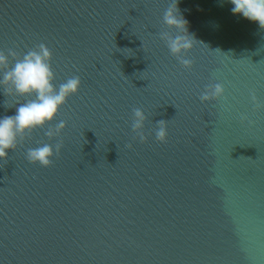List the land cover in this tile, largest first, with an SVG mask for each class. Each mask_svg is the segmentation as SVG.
<instances>
[{
  "label": "water",
  "instance_id": "1",
  "mask_svg": "<svg viewBox=\"0 0 264 264\" xmlns=\"http://www.w3.org/2000/svg\"><path fill=\"white\" fill-rule=\"evenodd\" d=\"M170 2L0 0V49L44 43L57 84L81 79L52 165L26 160L56 143L39 128L0 160V264H264V29L227 0H179L200 41L187 70L159 39ZM213 82L225 96L202 103ZM16 99L0 88V116Z\"/></svg>",
  "mask_w": 264,
  "mask_h": 264
},
{
  "label": "clouds",
  "instance_id": "2",
  "mask_svg": "<svg viewBox=\"0 0 264 264\" xmlns=\"http://www.w3.org/2000/svg\"><path fill=\"white\" fill-rule=\"evenodd\" d=\"M221 3L224 0H220ZM233 5L231 13L242 16L244 19L258 24L264 29V0H227ZM179 0H171L163 14V24L167 29L161 31L159 39L184 69L191 70L192 60L185 58V53L190 52L197 41L194 34L189 32V22L179 8ZM53 53L44 43H39L34 48L19 54L15 48L0 49V88H4L8 95L16 99L10 107L15 111L12 115L0 116V160L7 159L9 150H15L18 143L27 134L35 129H44V134L56 143H43L28 148L26 160L31 164L41 167H50L53 159L62 149V133L67 127L65 121L56 122L60 109L65 105L70 96L78 94L81 79L74 75L57 84L52 69ZM225 96V87L222 83H210L205 86L199 99L202 103L222 99ZM253 105L264 109L255 90L250 91ZM23 101V102H21ZM241 119L254 123L246 115L241 114ZM148 116L141 108L132 110L131 131L134 139L144 143L148 137L145 126ZM154 135L156 141L166 143L168 129L164 120L155 123ZM131 147V145H129Z\"/></svg>",
  "mask_w": 264,
  "mask_h": 264
}]
</instances>
